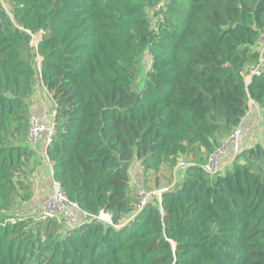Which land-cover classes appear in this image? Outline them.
Masks as SVG:
<instances>
[{"label":"trees","instance_id":"1","mask_svg":"<svg viewBox=\"0 0 264 264\" xmlns=\"http://www.w3.org/2000/svg\"><path fill=\"white\" fill-rule=\"evenodd\" d=\"M8 4L0 0V264H264V131L232 167H203L248 100L264 109V65L244 79L258 63L264 0ZM37 55L56 107L45 150L52 176L86 213L64 230L13 212L31 197ZM179 159L188 162L179 180L137 211L132 161L145 176ZM100 211L111 223L94 217Z\"/></svg>","mask_w":264,"mask_h":264},{"label":"built area","instance_id":"2","mask_svg":"<svg viewBox=\"0 0 264 264\" xmlns=\"http://www.w3.org/2000/svg\"><path fill=\"white\" fill-rule=\"evenodd\" d=\"M39 36L40 33L32 34L31 42L35 41L34 42L35 44L33 46H36L37 38ZM257 50H258V63L253 69V72H259L261 67L264 65V31L260 36ZM55 118H56V107H54L50 111V119L47 122H41L35 116H31L29 120V130H28L29 141L31 143H34L39 137H42L46 146L51 141L52 136L55 134V128H56ZM244 137H245V132L243 131L241 126L238 125L234 127L227 134L226 139L223 142H221V144L209 154V156L207 157L204 163L203 166L204 169L209 172H214L217 168H220L218 159L222 154L226 152V150L229 147L232 152L231 159H234L239 151L240 141ZM46 160L50 165V171H51L49 192L48 195L42 199L39 209L35 213H34L35 210H33L32 213H34V216H36L37 219L55 220L58 223L64 225V227L66 228L76 226L78 225L79 222L73 210L76 209L80 210V209L77 207L76 203L68 199L60 182L52 176V166L47 155H46ZM186 165H188V162L179 159L174 166V170L177 171L179 169H183ZM134 191H135L134 206L137 211L140 210L152 196H157L158 199H160L161 192L148 191L139 184H136L134 186ZM94 217L105 223H111L110 215L107 212L100 211Z\"/></svg>","mask_w":264,"mask_h":264},{"label":"crops","instance_id":"3","mask_svg":"<svg viewBox=\"0 0 264 264\" xmlns=\"http://www.w3.org/2000/svg\"><path fill=\"white\" fill-rule=\"evenodd\" d=\"M35 60H36L37 74L34 79L33 91L29 98L30 114L31 116H35L41 122H47L50 119V111L55 107V101L53 100L51 94L47 90L45 84L43 83L40 77V73H39L40 56L37 55L35 57ZM254 68H255L254 66L249 67V71H248L249 73H247L248 79L253 73ZM261 110H262V107L257 105L252 100H248L247 112L245 116L242 118V121L240 123L241 128L243 127L246 130V127L248 126V121L251 122L252 120H254V118H257L258 120L261 119L262 118ZM257 124H258V121L255 124V126ZM245 136H246V133H245ZM225 139H226V136H224L221 139V142H223ZM262 139H263V136H262ZM246 144L251 145V143L249 142H247ZM31 146L35 150V154L28 162L29 171L31 172V174H35L33 178V186L31 187V191H32L31 198H32V202L37 204L38 201H41L45 196L48 195L49 187H50L51 171H50V165L46 160V151H45L46 146H45V143L42 137H39L34 143H31ZM231 154L232 152L229 147L226 150V152L222 154V156L219 157L218 163H219L220 168L226 167L228 163L231 162V158H232ZM174 171L176 172V170H174V167H173V173ZM177 171L178 173L180 171L181 172L180 174L182 176L183 169H179ZM129 174H130L129 187L131 185L135 186L137 180L143 185V180H144L143 170L140 167V164L138 163V161L136 160L132 161L129 167ZM132 181L134 182L133 184H132ZM73 211L77 216L78 222L85 221V216H86L85 213H82L78 209L73 210ZM133 214L134 212L129 213L128 215L130 216L127 219L125 217L126 219L125 221L130 219Z\"/></svg>","mask_w":264,"mask_h":264},{"label":"rangeland","instance_id":"4","mask_svg":"<svg viewBox=\"0 0 264 264\" xmlns=\"http://www.w3.org/2000/svg\"><path fill=\"white\" fill-rule=\"evenodd\" d=\"M3 7L6 9V11L10 10V6L8 4V0H1ZM158 8V7H157ZM35 41H32L31 44L34 45ZM150 64V57L147 51H144L139 56L137 62L135 63V84L134 88L139 90L142 87V84L144 82V78L146 75V71ZM255 67V66H254ZM244 79L246 82L249 80L247 78V74L244 76ZM262 118L257 119L254 118L251 122L248 121V126L246 127V130L242 127V129L245 131L246 136L240 141L239 149L250 146L246 144L247 142L251 143V145L256 144L257 142H260L262 140L263 131H264V109L262 108ZM254 117V116H253ZM258 124L255 126V124ZM227 136V135H226ZM221 144V143H220ZM222 156V155H221ZM236 159V158H235ZM183 160V159H182ZM186 161V160H184ZM234 164V159H231V162L228 163V167H232ZM181 172L176 171L173 173V168L163 165L160 170L156 173L148 172L144 176L143 185L138 180L136 184L141 185L143 188L147 189L151 192H161L162 190L167 189L168 187H171L173 184H175L179 178L181 177ZM35 174H31L30 171L27 172L26 178L24 177V181L29 182V190L32 197V191L31 187L33 186V178ZM134 182L132 181V184ZM134 186V185H133ZM132 185L129 187V192L132 195V198L135 200V191L134 187ZM30 197L29 200L25 201L24 203H21L20 206H16L13 210L14 214L17 216H33L34 219H37L36 216H34V213L39 209V206L41 204V201H38L37 204L32 202V198ZM34 203V204H33ZM37 206V207H36ZM34 213H32V211ZM130 215H126V219L129 218ZM124 219V221L126 220ZM123 221V222H124ZM64 225L61 227V230H64Z\"/></svg>","mask_w":264,"mask_h":264}]
</instances>
